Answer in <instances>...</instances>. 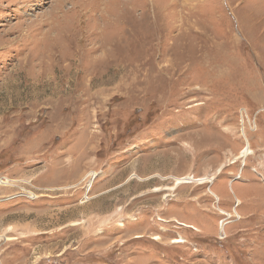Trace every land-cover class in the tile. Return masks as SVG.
Listing matches in <instances>:
<instances>
[{"label":"rangeland","instance_id":"rangeland-1","mask_svg":"<svg viewBox=\"0 0 264 264\" xmlns=\"http://www.w3.org/2000/svg\"><path fill=\"white\" fill-rule=\"evenodd\" d=\"M0 264H264V0H0Z\"/></svg>","mask_w":264,"mask_h":264},{"label":"bare ground","instance_id":"bare-ground-1","mask_svg":"<svg viewBox=\"0 0 264 264\" xmlns=\"http://www.w3.org/2000/svg\"><path fill=\"white\" fill-rule=\"evenodd\" d=\"M251 152V149H248L246 152H245V154H240V156H238L237 158H236V160L239 158V157H243V156H245L247 153H250ZM253 152V151H252ZM248 156V155H247ZM190 180V181H192V180H194V178H192L191 176H189V177H183V178H178L177 179V182L178 183H180V184H182V183H185V180ZM197 181H199L201 184H204V183H206V182H214L215 181V179H214V177H211V178H209V177H204V178H200V179H198ZM216 196V198L217 199H220V197H218L217 195H215ZM184 225V224H183ZM185 225H187V224H185ZM192 226V225H191ZM188 227V226H187ZM175 242H183L182 240H179V241H175Z\"/></svg>","mask_w":264,"mask_h":264},{"label":"clouds","instance_id":"clouds-1","mask_svg":"<svg viewBox=\"0 0 264 264\" xmlns=\"http://www.w3.org/2000/svg\"><path fill=\"white\" fill-rule=\"evenodd\" d=\"M224 240V239H223Z\"/></svg>","mask_w":264,"mask_h":264}]
</instances>
